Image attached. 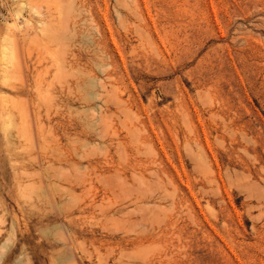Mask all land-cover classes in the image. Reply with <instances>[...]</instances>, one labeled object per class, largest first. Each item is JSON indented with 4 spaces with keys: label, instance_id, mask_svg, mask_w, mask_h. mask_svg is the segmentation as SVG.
<instances>
[{
    "label": "rangeland",
    "instance_id": "rangeland-1",
    "mask_svg": "<svg viewBox=\"0 0 264 264\" xmlns=\"http://www.w3.org/2000/svg\"><path fill=\"white\" fill-rule=\"evenodd\" d=\"M0 264H264V0H0Z\"/></svg>",
    "mask_w": 264,
    "mask_h": 264
}]
</instances>
